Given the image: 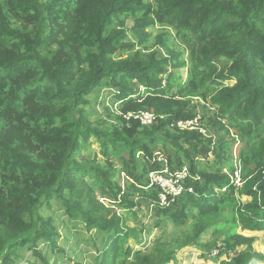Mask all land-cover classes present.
Here are the masks:
<instances>
[{"label":"trees","instance_id":"trees-1","mask_svg":"<svg viewBox=\"0 0 264 264\" xmlns=\"http://www.w3.org/2000/svg\"><path fill=\"white\" fill-rule=\"evenodd\" d=\"M154 1L155 8L151 0H0L1 264H16L18 249L54 235L52 223L36 214L41 199L56 197L66 201L73 217L76 210L84 215L85 204L87 226L106 234L97 264L175 262L195 241L174 249H135L130 241L137 240V230L105 209L92 191L79 197L76 182L77 176H94L108 199L132 212L137 204L114 183L117 169L110 161L116 158L121 175L137 183L136 158L143 159L145 175L161 172L163 162L151 148L158 134L180 150L176 170L188 165L186 188L193 193L163 206L159 186L148 178L139 188H149L140 190L157 216L178 227L194 223L196 238L211 229L222 242L218 256H227L219 264H264L254 239L238 232H264V0ZM127 19L135 24L131 33L137 40L128 39ZM157 23L175 30L187 59L170 50L165 38L158 45L167 58L150 52L146 30ZM181 69H188L185 81ZM104 86L117 91L123 114L151 111L163 119L150 127L130 119L128 127L119 117L122 127H92L84 107ZM194 98L216 110L213 124L219 130L238 136L241 187L230 176L238 168L231 165L229 175L219 162L211 166L212 150L202 145L201 135L178 128L180 121L193 120L186 107ZM91 142L100 146L105 166L97 157L91 167L89 158L78 162ZM218 151L222 159L224 148L213 152ZM66 191L81 200L71 205ZM240 247L245 249L237 252Z\"/></svg>","mask_w":264,"mask_h":264},{"label":"rangeland","instance_id":"rangeland-1","mask_svg":"<svg viewBox=\"0 0 264 264\" xmlns=\"http://www.w3.org/2000/svg\"><path fill=\"white\" fill-rule=\"evenodd\" d=\"M48 1V0H42ZM151 4L156 7L155 1L151 0ZM125 29L130 30L128 39L131 41L137 40V36L131 33L135 24L131 19L125 21ZM118 25V24H117ZM116 25V26H117ZM14 27L18 28L19 25L14 24ZM149 35L146 42V46L150 48V52L158 53L159 58H167L166 50L158 45L160 38H165L170 50L185 53L184 58H188V53L183 51V47L175 37V30L162 26L157 23L154 27H150L146 30ZM139 50V48H137ZM127 56V55H126ZM126 56H124L126 58ZM181 76L184 81L188 77V69H181ZM164 86L166 82L163 83ZM227 86L234 85V82H226ZM138 87L136 86L135 91ZM139 90H143L139 87ZM116 90L108 87H99L89 97L90 105L84 107L86 113L90 117V125L102 129L103 127H122V122L119 117H122L128 127L129 115L123 114L119 110V103L115 100ZM177 107V106H176ZM186 112L193 115L194 127L197 128V132L202 137V145L208 146L212 153L210 154L211 166L219 162L226 169L224 173L231 174L233 171L232 166L240 169L243 172V162L241 161L240 147L236 146L239 142L238 136H234L235 131L233 130L232 135L227 134L225 130H219L213 121L216 119V110L212 108L208 102L194 98L191 100V104L186 107ZM176 134L175 132H171ZM233 138L236 144L233 146ZM238 139V140H237ZM211 142V143H210ZM90 148L82 150L78 162H83L81 157H84L91 167L94 158L97 157L96 161L100 165H106V160L100 154V146L96 142H91ZM239 145V144H238ZM200 147V146H199ZM224 148L225 153L221 154L222 159L218 158L217 153L213 152ZM153 151L158 155V158L162 160V171L172 172L171 166L173 165L176 170V163L179 160L180 154L179 149L170 143V140L164 134H158L155 138V142L151 145ZM183 148H186L184 145ZM160 154V155H159ZM163 155V156H161ZM232 156L234 158L232 159ZM164 157V158H163ZM171 157L172 161L168 158ZM232 159V160H231ZM114 170V183L120 186L121 190L128 195L136 204L137 207L132 212H126L121 206H118L113 199H108L106 193L100 190L97 184L94 182L93 177L89 176L81 180L80 176L76 177L77 186L79 188V197L82 195L85 198L87 190L92 191L97 197V202L103 203L105 209H111L116 212L117 216L123 217L128 227L137 230V240L132 239L130 245L135 249L147 250V248L153 247V249H174L184 245V243L190 240L195 241L186 248H182L176 257V261L171 264H219L222 260H225L227 256L222 258L212 257L213 251H219V247L222 242H219L212 235L211 229L203 233L200 238H196V234L193 231L195 229L194 223L184 226H175L172 223H167L164 219L161 220L157 216V209L150 205L149 201L143 198V189L148 191L147 186L139 188L140 184L145 185L148 183V175H145L143 168V159L136 158L135 168L132 170L133 174L139 178L140 183L131 179L128 176L121 175L123 167L121 163L114 157L111 158ZM205 165L206 162H201ZM232 165V166H231ZM188 166L187 164L185 165ZM127 174V173H126ZM231 179L234 176V173ZM134 181V183L132 182ZM136 182V183H135ZM139 184V185H136ZM63 197L68 199L71 205L76 204L75 192L71 193L66 191ZM77 198V197H76ZM242 199V197H241ZM246 200V198H243ZM242 200V201H243ZM244 202V201H243ZM119 203V201H118ZM89 211L84 204V215L80 214L78 210L74 212V217L68 212L66 201L60 198H54L51 200L41 199V204L37 210V216L44 218L52 223L54 228V235L49 240H42L37 243L36 246H25L17 250L14 254V260L16 264H97L100 259V250L105 246L106 234L94 227L87 226L85 218L88 217ZM238 232L246 237L254 239L253 248L256 252L264 254V232H248L243 231L241 228ZM8 235L5 234V237ZM16 241V240H15ZM12 241L11 243H14ZM221 241V240H220ZM221 244V245H220ZM245 249V247L238 248V251ZM100 262V261H99ZM1 264V261H0Z\"/></svg>","mask_w":264,"mask_h":264},{"label":"built area","instance_id":"built-area-1","mask_svg":"<svg viewBox=\"0 0 264 264\" xmlns=\"http://www.w3.org/2000/svg\"><path fill=\"white\" fill-rule=\"evenodd\" d=\"M129 119L137 120L143 127L152 126L158 119H163L162 116H158L151 111H142L140 113H132L129 115ZM193 121V120H192ZM192 121H180L178 123V128L181 130L196 131L197 128L194 127L195 123ZM161 161V159H160ZM191 177L190 170L188 167H184L181 170H176L174 172L161 171L151 173L149 175V180L152 185H157L160 188L159 200L160 204L163 206H168L170 204V198L175 200L176 198L183 195L185 192L193 193L192 189L186 188V181ZM234 184L238 187L242 186L240 169L234 172L232 178ZM225 191V190H224ZM219 252L213 251L211 253L212 257H218Z\"/></svg>","mask_w":264,"mask_h":264}]
</instances>
